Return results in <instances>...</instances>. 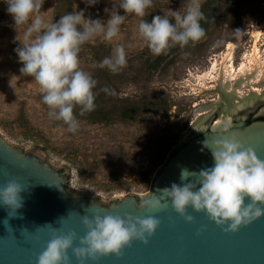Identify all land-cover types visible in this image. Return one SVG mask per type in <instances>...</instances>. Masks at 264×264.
I'll list each match as a JSON object with an SVG mask.
<instances>
[{
	"label": "rangeland",
	"instance_id": "obj_1",
	"mask_svg": "<svg viewBox=\"0 0 264 264\" xmlns=\"http://www.w3.org/2000/svg\"><path fill=\"white\" fill-rule=\"evenodd\" d=\"M58 2L45 0L42 15L46 21H57L54 15ZM188 2L153 0L143 19L150 22L152 17L162 15L174 23L172 13L179 11L185 14ZM112 7L113 0H98L93 6L77 0L74 9L83 10L86 18L90 16L93 20L106 22L109 13L105 9L111 11ZM6 9L7 5L0 0V136L11 147L37 154L64 173L68 180L67 191L71 195L84 196L106 205L129 194L144 196L150 192L157 172L165 164L157 160L159 150L169 146L170 150L163 152L167 160L170 152L192 133L199 109L219 103L216 110L206 108L203 111V121L210 114L217 120L223 116L224 102L219 100V92L212 91V86L207 87L210 91L202 92L203 85L198 77L207 74L211 80L217 75V65L229 44L234 46L235 68L250 67L255 34L258 35L259 58L264 63V0H255L253 6L244 10V20L239 26L230 27L222 23L212 35L204 36L195 44L190 42L183 49L179 45L172 46L176 50L171 55L175 56L174 63L153 78H148L143 69L140 76L145 61L156 55L138 36L141 18L129 14L121 25L119 36L111 43L101 42L99 38L90 43H102L111 50L116 44H123L127 59L124 67L126 76L130 80L139 76L140 81L125 82L113 96L132 102L143 99L158 109H152L131 123L93 124L76 118L79 127L73 133L68 131L63 121L49 117L39 85L32 77L21 74L23 65L15 49L21 46L19 41H23L27 25L16 30ZM119 14L124 15L122 9ZM236 29L242 31L239 36ZM79 59L80 68L93 77L96 65L87 48L81 47ZM263 76L258 73L255 83L256 88L264 92ZM242 92L244 96L250 94L246 88ZM261 102L264 99L260 97L232 115L233 118H248V110ZM166 108H169L168 114L165 113ZM173 134H178V137L162 143L163 138Z\"/></svg>",
	"mask_w": 264,
	"mask_h": 264
},
{
	"label": "clouds",
	"instance_id": "obj_2",
	"mask_svg": "<svg viewBox=\"0 0 264 264\" xmlns=\"http://www.w3.org/2000/svg\"><path fill=\"white\" fill-rule=\"evenodd\" d=\"M7 13L14 21L17 30L27 25L23 41L15 49L19 62L23 65L20 72L32 77L39 85L42 101L48 107L51 119L63 121L68 131L76 132L79 124L74 108L79 106L80 115L95 109L96 94L93 89L97 81L80 68L79 53L81 47L99 38L101 42L111 43L121 31L126 16L134 14L141 18L138 24V36L149 51L156 56L164 54L172 46L183 49L190 42L195 44L205 36L200 25L202 19L201 0H189L185 14L174 11V23L168 16L156 15L151 21L143 17L152 6L153 0H113L106 22L101 19L85 17L83 10L60 16L58 21H46L42 15L45 0H3ZM93 6L98 0H84ZM123 10L124 15L119 14ZM239 36L242 31L236 29ZM127 65L123 44H116L110 57L99 62L100 68L111 73H119ZM109 92V89H102ZM230 125L222 128L223 135L211 144L206 139L203 144L211 151L214 165L205 170L190 172L182 169L180 184L173 183L170 188L157 189L163 192L172 204L175 212L191 223L194 217L188 209L204 212L218 226L227 225L226 231L236 232L254 220L264 216V159L258 157L255 149L245 147L236 139V133H230ZM24 189L16 181H9L0 188V202L16 210L23 206L21 192ZM247 201V203H246ZM159 210L160 198L145 199L141 208ZM13 215V216H15ZM9 216V213H8ZM13 216H9L10 218ZM7 220V219H6ZM8 223V220H7ZM86 234L79 238V246H74L76 234L53 235L37 257V264H72L74 256L79 264L95 261L99 256L122 255L125 246L133 240L147 243L160 224V220L133 217L125 213L104 215L98 213L92 218L84 216ZM71 249L72 257L68 255Z\"/></svg>",
	"mask_w": 264,
	"mask_h": 264
},
{
	"label": "water",
	"instance_id": "obj_3",
	"mask_svg": "<svg viewBox=\"0 0 264 264\" xmlns=\"http://www.w3.org/2000/svg\"><path fill=\"white\" fill-rule=\"evenodd\" d=\"M261 105L264 106V102L253 109ZM262 112L264 114V107ZM247 119L232 116L231 120L216 124V116L210 114L201 124L196 122L192 133L170 152L150 192L144 196L129 194L107 205L71 195L64 173L37 154L11 147L0 136V188L14 180L24 189L20 194L23 206L16 210V215L0 202V264H37V257L54 234L74 232L77 237L74 246H79V238L87 232L84 216L92 218L97 213L101 216L124 217L125 213L139 218L152 216L159 219L160 224L155 233L147 237L146 244L133 240L125 246L121 256H99L85 264H264V216L236 232H229L225 230L227 225L218 226L206 213L189 208L188 214L194 217L189 223L175 212L163 192L157 190L180 184L182 169L198 173L212 167L211 151L203 142L207 139L211 144L223 135L225 124L231 126L230 133L235 132L240 143L253 147L258 157L264 159V121L248 123ZM154 197L161 199V209L141 208L143 200ZM8 213L15 216L10 218ZM68 255L72 257L71 249ZM72 264H79L74 256Z\"/></svg>",
	"mask_w": 264,
	"mask_h": 264
},
{
	"label": "trees",
	"instance_id": "obj_4",
	"mask_svg": "<svg viewBox=\"0 0 264 264\" xmlns=\"http://www.w3.org/2000/svg\"><path fill=\"white\" fill-rule=\"evenodd\" d=\"M76 1L77 0H59L55 10V19L58 21L60 16L75 12L74 7ZM254 3L255 0H201L200 10L202 12V19L200 20V25L205 31V36L212 35L222 23L230 27L239 26L244 20V10L247 7L253 6ZM83 48L88 49L91 60L93 64L96 65V70L92 77L97 81L96 87L93 89V92L96 94L95 109L84 115H80V108L77 107V109H74L76 118L86 120L93 124L109 125L119 122L131 123L135 122L152 109H158L154 104H147L143 99L132 102L127 99H120L113 96L114 93H118L119 87L125 82L131 81L135 83L140 81L139 76H135L133 80H130L127 78L124 68L116 74L111 73L106 67L100 68L99 62L105 57H110L112 54L110 47L102 43L91 44L87 42L83 45ZM174 52H176V50L170 47L166 53L148 58L141 68L140 76L144 73L148 75V78H153V76L162 72L166 66L174 63L175 56H171ZM142 69L145 70L143 73ZM104 88L109 89V92L106 93L102 91ZM165 113H169V108L165 109ZM258 120L264 121V118ZM251 122L253 121H248V123ZM177 137L178 134L169 135L168 138L162 139V143L166 144ZM169 150V146L159 150L157 160L161 164H164L166 161L163 152H168Z\"/></svg>",
	"mask_w": 264,
	"mask_h": 264
},
{
	"label": "bare ground",
	"instance_id": "obj_5",
	"mask_svg": "<svg viewBox=\"0 0 264 264\" xmlns=\"http://www.w3.org/2000/svg\"><path fill=\"white\" fill-rule=\"evenodd\" d=\"M258 39L259 36L255 34V45L249 58L250 67H248V65H243L239 70L235 68L233 63L234 46L229 44L219 65H217L219 67L217 75L211 80L207 74H202L198 77V80L203 85L202 92L210 91L211 89L207 87L212 86V91L219 92V100L224 102L223 116L216 121V124L221 123L223 120H230L232 115L237 113L240 109L252 105L258 98L260 99L261 97V99H264V92L256 88L258 73L264 75V63L259 58ZM245 88L250 91L248 96H244L242 92ZM214 104L206 108L216 110L219 103ZM206 108L197 111V124L203 122V116L205 114L202 113ZM194 127H196V125Z\"/></svg>",
	"mask_w": 264,
	"mask_h": 264
},
{
	"label": "flooded vegetation",
	"instance_id": "obj_6",
	"mask_svg": "<svg viewBox=\"0 0 264 264\" xmlns=\"http://www.w3.org/2000/svg\"><path fill=\"white\" fill-rule=\"evenodd\" d=\"M263 107H264V106L259 107V108H257L256 110L251 109L252 111H251V110H248V111H251V112H249V114H248V119H247V121H249V120H251V121H256V120H258V119H260V118H264V114H263V112H262Z\"/></svg>",
	"mask_w": 264,
	"mask_h": 264
}]
</instances>
